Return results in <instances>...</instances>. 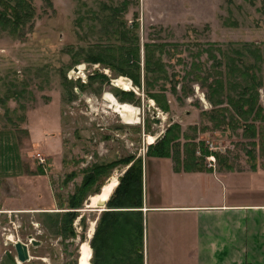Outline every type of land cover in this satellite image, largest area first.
<instances>
[{"label": "rangeland", "instance_id": "1", "mask_svg": "<svg viewBox=\"0 0 264 264\" xmlns=\"http://www.w3.org/2000/svg\"><path fill=\"white\" fill-rule=\"evenodd\" d=\"M30 2L35 12L31 29L24 35L0 30V132L15 136L23 172L20 179L0 182V264H16L13 244L17 241L28 246L30 259L24 264H78L79 248L84 243L90 246L101 215L97 212L100 209L87 208L89 198L96 194L89 195L77 211L73 238L56 232L54 223L40 211H61L60 205L66 208L76 187L96 166L115 163L103 184H93L87 193L96 188L100 193L111 178L119 184L134 161L140 160L143 167L153 158L147 156L149 147L172 125L183 134L177 140L180 154L188 145L196 148L199 156L202 143L210 153L224 157L220 152L228 151L239 160L245 151L255 150L253 144H259L260 140L245 141L250 137L243 136L242 127L214 130L202 113L212 109L206 98L210 80L222 73L223 81L234 82L226 78L228 66L263 67L256 62L254 50L264 47V0ZM134 37L139 46V87L129 78L87 61L90 55L108 48L120 58L125 48H132ZM145 44L162 49L161 54L155 50L154 56H160L167 80H161L162 76L158 81L153 79L154 88L145 86ZM219 50L225 55L223 59ZM213 58H221L222 67H217ZM75 68L78 73L73 72ZM120 77L134 90L133 97L124 103L120 102L123 91L114 84ZM146 91L162 94L167 110ZM235 93L236 89L231 95ZM105 94L137 109V121L128 124L107 109ZM259 106L264 115L261 90ZM255 123L262 131L264 122ZM38 156L44 158L43 164ZM129 159L128 164L122 163ZM156 159L163 167L171 161ZM204 162L207 164V159ZM114 191L110 197L116 198ZM164 220L165 229L162 219L159 223L164 245L168 241L175 244L177 217L164 216ZM168 223L174 229L171 237L165 232ZM152 233L149 225V264L155 256L151 253ZM31 239L39 245L32 247ZM93 262L90 249L89 264Z\"/></svg>", "mask_w": 264, "mask_h": 264}, {"label": "crops", "instance_id": "2", "mask_svg": "<svg viewBox=\"0 0 264 264\" xmlns=\"http://www.w3.org/2000/svg\"><path fill=\"white\" fill-rule=\"evenodd\" d=\"M259 139L256 136L245 141ZM263 145L262 141L253 144L255 150L245 151L239 160L228 151L220 152L225 156L219 155V159L211 152L205 157L207 164L204 159L191 170L174 171L168 159L169 165L164 167L160 159H149L142 167V206L138 209L142 216L143 264H149V225L153 230L151 253L155 254L151 264H264ZM22 175L15 136L0 132V182ZM104 211L106 208L97 212ZM55 212L59 211L39 214ZM164 216L177 217L175 244L168 241L164 245V230L159 226L162 219L165 229ZM170 225L165 231L169 237L174 234Z\"/></svg>", "mask_w": 264, "mask_h": 264}, {"label": "trees", "instance_id": "3", "mask_svg": "<svg viewBox=\"0 0 264 264\" xmlns=\"http://www.w3.org/2000/svg\"><path fill=\"white\" fill-rule=\"evenodd\" d=\"M114 11L118 10L114 9ZM34 16L35 12L30 0H0L1 31L24 35L26 29L32 28ZM122 39L125 40V35L122 36ZM133 41L132 48H125L123 56L118 59L114 55V49L108 48L95 55H90L87 61L104 66L118 76L127 77L133 85L139 87V46L136 37ZM152 47L145 44L143 48L146 88H154L155 82L152 80L158 81L159 76H162L161 80H167L160 56H154L155 50L161 54L162 49L158 45ZM248 52L252 54V51L248 50ZM254 52L256 53V62H260L263 67L255 68V65L248 67L243 64L241 66H228L225 75L229 80L233 79V83L228 80L223 81L222 73L210 80V83L206 85V98L212 109L208 113H202V115L208 122L213 124L214 130L223 128V130L230 129L233 131L242 127L243 136H249L250 138L259 136V140L263 143L264 128L259 131L255 122H264L262 107L259 106V91L261 90L264 93V47L261 51L255 49ZM219 55L222 59L225 57L221 50H219ZM213 60L217 67H222L221 58L218 60L213 58ZM148 75L152 77L150 79L146 78ZM99 77L106 79L103 75ZM234 89H236V93L231 95ZM159 91H163V88H160ZM146 94L159 107L165 111L167 110V104L162 94L149 92ZM121 95V103H124L126 98L133 97L131 91L122 92ZM241 122L243 123L242 126L240 125ZM182 135L179 127L172 125L160 141L156 142L153 147H149L150 150H148L147 156L171 159L174 171L180 168L191 170L198 167L202 164L203 159L211 153L203 148L201 143L199 156L196 155L197 149L192 146L189 148L188 145L184 147L183 153L180 154L181 150L178 148L179 142L177 140ZM184 138L186 140L188 137ZM214 156L219 159V155L214 153ZM129 162L130 159L122 160V163L125 164ZM114 166L115 163H110L94 167L90 173L84 176L80 185L69 197L66 208L60 205L61 208L59 209L61 211L44 213V216L54 223L53 226L56 232L63 233L67 238L75 237L72 225L77 217V211L82 208L83 202L89 195H98L99 193L98 188L92 193H87V190L95 183L101 186L103 180L109 177ZM141 171V161H134L115 188L114 195H116V198L111 196L108 199L107 211L101 213L89 246L93 250V258H95V262L92 264H108L109 262L113 264H143L142 216L138 210L142 206ZM80 223L82 226L85 225L83 217ZM116 241H118L119 246L116 245ZM103 248H105V252H102ZM111 250H113L112 254L107 256ZM108 258L110 259L109 262Z\"/></svg>", "mask_w": 264, "mask_h": 264}, {"label": "bare ground", "instance_id": "4", "mask_svg": "<svg viewBox=\"0 0 264 264\" xmlns=\"http://www.w3.org/2000/svg\"><path fill=\"white\" fill-rule=\"evenodd\" d=\"M116 87L120 88L123 92H129L133 90L131 83L120 77L114 80ZM134 91V90H133ZM105 101L107 102V109H110L113 113L117 114L120 118L125 120L128 124H133L137 121L138 110L128 104H120L111 94H105ZM153 138H148V143L151 144ZM116 186V179L111 178L102 188L98 195L89 198V205L87 208L95 209L100 202H107L108 197L111 195L113 189ZM102 210V209H100ZM90 248L84 243L79 248L78 264H89Z\"/></svg>", "mask_w": 264, "mask_h": 264}, {"label": "water", "instance_id": "5", "mask_svg": "<svg viewBox=\"0 0 264 264\" xmlns=\"http://www.w3.org/2000/svg\"><path fill=\"white\" fill-rule=\"evenodd\" d=\"M73 72L78 73V69L75 68ZM105 206H106V202H100L97 204L95 210L104 209ZM30 244L32 247H36L39 245V243H37L36 241L32 239L30 240ZM13 247L16 253V264H24L29 261L30 257H29V252H28V246L26 244L17 241L13 244Z\"/></svg>", "mask_w": 264, "mask_h": 264}, {"label": "built area", "instance_id": "6", "mask_svg": "<svg viewBox=\"0 0 264 264\" xmlns=\"http://www.w3.org/2000/svg\"><path fill=\"white\" fill-rule=\"evenodd\" d=\"M43 159H44V158L38 156V160H39V163H40V164H43V163H44V160H43ZM209 159H211V161L214 162V159H213V158H209ZM209 159H208V160H209Z\"/></svg>", "mask_w": 264, "mask_h": 264}]
</instances>
